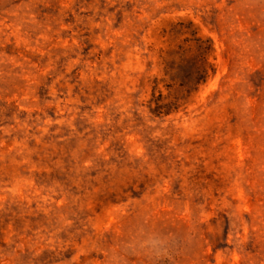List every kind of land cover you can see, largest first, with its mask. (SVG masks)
<instances>
[{
	"label": "rangeland",
	"instance_id": "374dc122",
	"mask_svg": "<svg viewBox=\"0 0 264 264\" xmlns=\"http://www.w3.org/2000/svg\"><path fill=\"white\" fill-rule=\"evenodd\" d=\"M0 264H264V0H0Z\"/></svg>",
	"mask_w": 264,
	"mask_h": 264
}]
</instances>
